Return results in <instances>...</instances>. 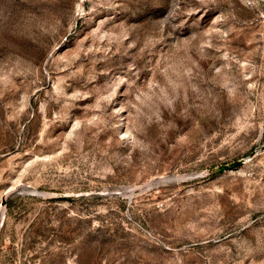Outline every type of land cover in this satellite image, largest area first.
<instances>
[{"label": "rangeland", "instance_id": "obj_1", "mask_svg": "<svg viewBox=\"0 0 264 264\" xmlns=\"http://www.w3.org/2000/svg\"><path fill=\"white\" fill-rule=\"evenodd\" d=\"M0 264H264V0H0Z\"/></svg>", "mask_w": 264, "mask_h": 264}, {"label": "water", "instance_id": "obj_2", "mask_svg": "<svg viewBox=\"0 0 264 264\" xmlns=\"http://www.w3.org/2000/svg\"><path fill=\"white\" fill-rule=\"evenodd\" d=\"M230 169V167H223L222 170Z\"/></svg>", "mask_w": 264, "mask_h": 264}]
</instances>
